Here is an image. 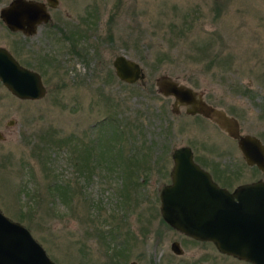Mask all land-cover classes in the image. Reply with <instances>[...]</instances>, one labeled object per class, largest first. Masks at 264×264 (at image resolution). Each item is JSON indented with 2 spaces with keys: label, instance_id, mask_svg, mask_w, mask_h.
I'll return each instance as SVG.
<instances>
[{
  "label": "rangeland",
  "instance_id": "obj_1",
  "mask_svg": "<svg viewBox=\"0 0 264 264\" xmlns=\"http://www.w3.org/2000/svg\"><path fill=\"white\" fill-rule=\"evenodd\" d=\"M48 9L31 35L0 18V45L47 87L21 99L0 81V210L56 264H253L163 219L160 190L178 146L230 191L264 181V170L215 122L173 113L155 78L202 90L264 145V0H59ZM119 54L138 60L144 77L121 80ZM112 125L124 132L117 160L99 151L122 140Z\"/></svg>",
  "mask_w": 264,
  "mask_h": 264
},
{
  "label": "water",
  "instance_id": "obj_2",
  "mask_svg": "<svg viewBox=\"0 0 264 264\" xmlns=\"http://www.w3.org/2000/svg\"><path fill=\"white\" fill-rule=\"evenodd\" d=\"M59 0H10L0 8V18L11 31L25 35L37 32L51 19L48 7ZM116 75L132 83L144 77L141 63L126 54L113 59ZM0 81L21 99H39L47 93L41 74L22 65L13 53L0 45ZM157 90L173 97L171 110L212 118L236 138L244 159L264 170V145L253 134L240 132L235 116L208 103L202 90L167 74L155 78ZM171 182L160 190V211L173 227L201 240L214 243L221 252L253 264H264V181L245 182L232 191L220 186L211 174L192 158L188 145L172 151ZM176 241L175 252L182 249ZM0 264H56L30 230L0 210ZM131 264H134L131 262Z\"/></svg>",
  "mask_w": 264,
  "mask_h": 264
},
{
  "label": "trees",
  "instance_id": "obj_3",
  "mask_svg": "<svg viewBox=\"0 0 264 264\" xmlns=\"http://www.w3.org/2000/svg\"><path fill=\"white\" fill-rule=\"evenodd\" d=\"M104 119H103V125H100L103 133H105L106 130H107L105 128V126H107V124H109L108 121H106ZM111 124H112V122H111ZM112 129H113V132H114V130H116V132H119V135L122 136V137L120 136L122 138V140H120L118 144L117 143H114L112 141V139H110V138L108 140H103V141H101L102 144L99 147V151L101 153H103V155H104V153L108 154V157H110L112 160H114V159L117 160V157L118 156H117L116 153H113L115 151L113 148L114 147H117L118 150L123 151V149H124V138H123L124 137V132H123V129H122V127L120 125H119V129L116 126L114 127L112 125L111 131H112ZM110 137H114V136L110 134ZM110 148H111V150H109Z\"/></svg>",
  "mask_w": 264,
  "mask_h": 264
},
{
  "label": "flooded vegetation",
  "instance_id": "obj_4",
  "mask_svg": "<svg viewBox=\"0 0 264 264\" xmlns=\"http://www.w3.org/2000/svg\"><path fill=\"white\" fill-rule=\"evenodd\" d=\"M204 94V93H203ZM204 96V95H203ZM204 99L207 101V99L205 98V96H204ZM208 103H210L209 101H207ZM211 105H213V106H216L217 107V105H214V104H212V103H210ZM220 108V107H219ZM223 109V108H222ZM223 110H225V109H223ZM225 112L226 113H228L226 110H225ZM197 114V113H196ZM196 114H189V115H196ZM229 114V113H228ZM201 115V114H200ZM203 116V115H202ZM203 117H205V118H208V119H210L211 121H213V122H215L212 118H210V117H207V116H203ZM216 123V122H215ZM217 124V123H216ZM218 125V124H217ZM219 126V125H218ZM220 127V126H219ZM221 128V127H220ZM192 158L194 159V161L197 163V164H199L201 167H203L205 170H207L210 174H211V177H212V179L214 180V181H216L220 186H223V187H226L225 186V184H222V182H219V180L213 175V173H211V171L209 170V169H207V168H205L204 166H202L200 163H198L196 160H195V157H194V153H193V150H192ZM215 173V172H214ZM227 188V187H226ZM160 202H161V200H160ZM162 215V214H161ZM163 217V216H162ZM164 219V218H163ZM165 220V219H164ZM166 221V220H165ZM167 222V221H166ZM168 223V222H167ZM169 224V223H168ZM170 225V224H169ZM172 226V225H171ZM172 228H174V229H176V230H179V229H177V228H175V227H173L172 226ZM179 231H181V230H179ZM181 232H183V231H181ZM184 233V232H183ZM188 236V235H187ZM190 236V235H189ZM190 237H192V236H190ZM192 238H194V237H192ZM174 241H176L177 242V240H174ZM173 241V242H174ZM173 242H171V245H172V243ZM178 243V242H177ZM179 245V244H178Z\"/></svg>",
  "mask_w": 264,
  "mask_h": 264
}]
</instances>
